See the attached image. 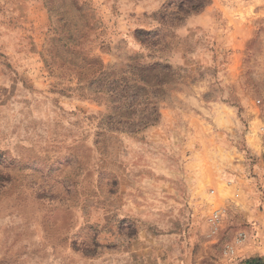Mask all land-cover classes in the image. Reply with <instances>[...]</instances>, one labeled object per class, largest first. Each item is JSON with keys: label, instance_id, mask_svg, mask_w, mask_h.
Here are the masks:
<instances>
[{"label": "rangeland", "instance_id": "obj_1", "mask_svg": "<svg viewBox=\"0 0 264 264\" xmlns=\"http://www.w3.org/2000/svg\"><path fill=\"white\" fill-rule=\"evenodd\" d=\"M260 256L264 0H0V264Z\"/></svg>", "mask_w": 264, "mask_h": 264}, {"label": "crops", "instance_id": "obj_2", "mask_svg": "<svg viewBox=\"0 0 264 264\" xmlns=\"http://www.w3.org/2000/svg\"><path fill=\"white\" fill-rule=\"evenodd\" d=\"M185 164H187V162H185ZM186 170H187V168H186ZM185 176L187 178H190V172L188 171V173H186ZM164 185L165 184H163V187H164ZM140 236H141L140 237L141 241L147 243L146 244L147 247H149L155 243H159L160 241H165V242L169 241L171 246H170V248L166 247L168 250L180 252L181 255H184V253H182V250H181L182 248H180V245H177V244L179 242H183L185 244L186 243V239H185L186 235H168L165 238H156L157 235H140ZM140 239L138 240L139 242H140ZM259 255H263V254H259Z\"/></svg>", "mask_w": 264, "mask_h": 264}, {"label": "built area", "instance_id": "obj_3", "mask_svg": "<svg viewBox=\"0 0 264 264\" xmlns=\"http://www.w3.org/2000/svg\"><path fill=\"white\" fill-rule=\"evenodd\" d=\"M247 238V235H243L242 233H240V235H238L236 241L237 242H243L245 239ZM231 249L229 250L230 253L234 252L233 247H230Z\"/></svg>", "mask_w": 264, "mask_h": 264}, {"label": "trees", "instance_id": "obj_4", "mask_svg": "<svg viewBox=\"0 0 264 264\" xmlns=\"http://www.w3.org/2000/svg\"><path fill=\"white\" fill-rule=\"evenodd\" d=\"M262 258L261 257H259V258H256V259H252V260H249L248 261V264H264L263 262H262Z\"/></svg>", "mask_w": 264, "mask_h": 264}]
</instances>
